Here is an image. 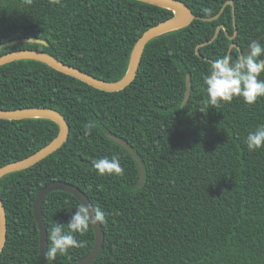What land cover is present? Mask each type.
<instances>
[{
	"label": "trees",
	"instance_id": "trees-1",
	"mask_svg": "<svg viewBox=\"0 0 264 264\" xmlns=\"http://www.w3.org/2000/svg\"><path fill=\"white\" fill-rule=\"evenodd\" d=\"M195 19L151 39L135 79L106 91L35 59L0 66V108L50 107L69 125L67 141L38 163L0 180L7 239L0 264H77L95 242L92 223L74 233L80 247L54 260L40 258L33 203L53 180L81 188L106 213L105 241L89 264H264V149L249 151V132L264 125V97H242L199 112L207 99L204 80L212 62L246 54L264 33V0H183ZM174 15L140 0H0V55L39 49L107 81L128 71L138 39ZM219 25V35L211 40ZM37 36L48 45H7ZM256 41L264 44V36ZM232 43L236 46L230 50ZM250 53V51H249ZM190 75L192 91L182 102ZM260 79H264V73ZM94 122L90 134L85 126ZM50 118H0V167L32 155L59 134ZM145 165L140 169L124 145ZM118 156L124 174L99 176L95 159ZM81 202L64 190L43 202L48 232L67 223ZM48 250V249H47Z\"/></svg>",
	"mask_w": 264,
	"mask_h": 264
},
{
	"label": "water",
	"instance_id": "water-1",
	"mask_svg": "<svg viewBox=\"0 0 264 264\" xmlns=\"http://www.w3.org/2000/svg\"><path fill=\"white\" fill-rule=\"evenodd\" d=\"M144 1L150 4L160 5L167 8H170L174 11V15L171 18H168L162 22H159L155 24L154 26L150 27L147 31L144 32V34L138 39L136 42L131 58L129 63V68L127 73L123 78L117 81H107L105 79H101L99 77H96L88 72H85L75 66H72L70 64H67L60 60L59 58L53 56L52 54L39 50V49H14L9 52H6L2 55H0V66L15 60L20 59H35L43 61L55 69L64 72L66 74H69L71 76H74L94 87H97L102 90L106 91H119L127 87L136 77L137 71L139 68V65L142 60V56L145 50V47L147 43L153 39L154 37L161 35L163 33L178 29L180 27H186L188 26L192 21L195 19L203 18V19H216L219 17V15L224 11V7L227 3H233L232 1L227 2L224 7L221 9V11L215 15L212 18H204L197 16L193 13L190 6L184 2L183 0H140ZM225 28L224 25H219L217 28V31L214 35V37L207 41V43L213 41L218 35L220 30ZM264 33L261 34L259 37L254 39L252 42H255L259 38L263 37ZM26 43H39L43 45H48V42L40 37L37 36H30V37H24L21 39H15L9 42L7 45L17 47L22 44ZM236 46V43H232L230 46V50ZM3 47V45H0V49ZM250 51V46L248 47V52ZM243 53L241 52V55ZM187 82V89L185 92V97L182 102V107L186 105L188 102L191 91H192V82L190 75L187 74L186 78ZM35 117H45L55 120L60 127L59 134L56 138H54L50 143H48L46 146L41 148L40 150L36 151L30 156H27L23 159L10 162L8 164L3 165L0 167V180L3 176L15 172L20 171L22 169L28 168L57 149H59L68 139L69 136V125L63 116L62 113L57 111L56 109L50 108V107H25V108H17V109H2L0 108V118H6V119H25V118H35ZM107 136L116 141L117 143H120L124 145L126 149H128L133 157L136 159V162L140 169V180L139 183L136 185V188L141 187L145 181L146 172H145V165L143 161L141 160L139 154L135 151V149L131 146L129 142L124 140L121 137H118L116 135H113L111 133H107ZM55 190H64L71 194H73L75 197L79 199L81 204H84L85 206L91 207L93 203L91 202L89 196L81 190L78 186L71 184L69 182L63 181V180H53L46 184L36 195V198L33 203V210L36 222L38 224V228L40 231V258L45 259V253L48 249V232L47 227L45 224V220L43 217V202L46 198V196ZM94 215V214H93ZM94 231H95V242L92 250L85 255L84 257H81L77 260V264H89L93 262L100 252L102 251L104 241H105V235L104 230L102 227V223H92ZM7 239V215L5 211V207L3 204V200L0 193V253L4 247V244Z\"/></svg>",
	"mask_w": 264,
	"mask_h": 264
},
{
	"label": "clouds",
	"instance_id": "clouds-1",
	"mask_svg": "<svg viewBox=\"0 0 264 264\" xmlns=\"http://www.w3.org/2000/svg\"><path fill=\"white\" fill-rule=\"evenodd\" d=\"M27 2L31 3L32 0ZM262 73H264V44L260 41L252 42L250 53L242 54L235 60L230 54L215 60L204 80L207 99L200 106L199 112L206 114L209 105L217 108L222 102L231 103L234 97H242L246 104H255L264 97V79H260ZM94 127L95 123L89 122L85 126V134H90ZM245 144L250 152L264 149V125L249 132ZM93 167L99 176L124 174L120 159L115 155L111 158L95 159ZM105 219L106 213L97 206L88 207L84 204L78 206L67 223V231L58 222L52 227L49 236L51 247L45 253L46 259L54 260L57 254L64 255L69 249L82 246L74 233L84 234L90 223H103Z\"/></svg>",
	"mask_w": 264,
	"mask_h": 264
}]
</instances>
